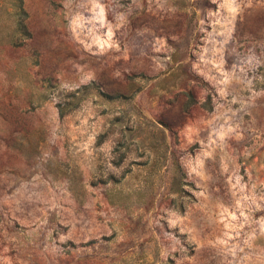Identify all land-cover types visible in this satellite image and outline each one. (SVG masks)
<instances>
[{
	"label": "rangeland",
	"instance_id": "1",
	"mask_svg": "<svg viewBox=\"0 0 264 264\" xmlns=\"http://www.w3.org/2000/svg\"><path fill=\"white\" fill-rule=\"evenodd\" d=\"M22 7L31 37L0 43V264H264V0Z\"/></svg>",
	"mask_w": 264,
	"mask_h": 264
},
{
	"label": "trees",
	"instance_id": "2",
	"mask_svg": "<svg viewBox=\"0 0 264 264\" xmlns=\"http://www.w3.org/2000/svg\"><path fill=\"white\" fill-rule=\"evenodd\" d=\"M3 2H4V5L2 7L1 12L5 17L7 26L0 28V43L10 48H15V47L22 45L24 41H26L27 39L31 37V34L25 22L26 12L24 11L22 7V0H8V1L3 0ZM90 83L96 90L97 96L103 99H107V100H112L114 98L127 99V98L132 97L133 94L139 90V87L131 89L132 88L131 86L129 87V90L126 92L107 93L101 90L100 88H98V86L95 85L93 82H90ZM165 84H167V82H165ZM172 84L173 82L170 83V85ZM85 88H87V85H83V89ZM44 98H45V94L43 93V90H39V92L36 93V95H31L29 97L28 102L31 104H38ZM81 99L82 97L78 96L76 98L74 97L73 101H69L68 103H65V106L59 107V105H57L59 115H63L68 109L74 108L75 106H77L79 100ZM195 102H196L195 97L192 91L186 90L183 92V101L181 103V108L187 109L188 107L192 106ZM163 128H165V125H162L160 130L163 131ZM160 136H161L160 137L161 141H163V137H164L163 132L161 133ZM164 145H167V144L164 143ZM152 148L155 149V151H154V156L152 157L151 162L149 164V169L158 170L159 166L168 164L170 161L172 174H171V181H170L171 185L169 189L170 191H173V192L178 191L180 189L179 180L181 177V173H180L177 162L174 161L172 157L173 153L168 149L160 150L157 144L156 145L152 144ZM132 193L138 199L141 198L142 192L139 189H133ZM126 195H129V192H126Z\"/></svg>",
	"mask_w": 264,
	"mask_h": 264
}]
</instances>
